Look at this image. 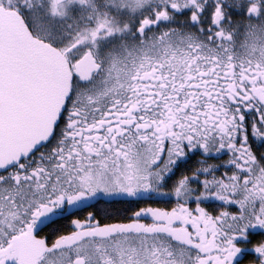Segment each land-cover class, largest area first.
Returning a JSON list of instances; mask_svg holds the SVG:
<instances>
[{"label":"snow or ice","instance_id":"6c2138e0","mask_svg":"<svg viewBox=\"0 0 264 264\" xmlns=\"http://www.w3.org/2000/svg\"><path fill=\"white\" fill-rule=\"evenodd\" d=\"M0 264H264V0H0Z\"/></svg>","mask_w":264,"mask_h":264}]
</instances>
